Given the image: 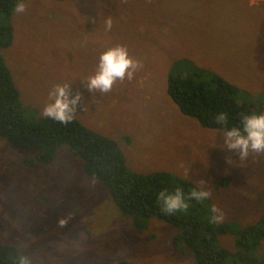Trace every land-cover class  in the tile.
<instances>
[{"label":"rangeland","instance_id":"obj_1","mask_svg":"<svg viewBox=\"0 0 264 264\" xmlns=\"http://www.w3.org/2000/svg\"><path fill=\"white\" fill-rule=\"evenodd\" d=\"M22 2L27 9L11 13L13 39L2 53L28 119L44 118L54 86L69 84L81 94L74 117L115 141L130 170L182 176L211 192L207 205L219 207L224 222L263 225L264 154L241 161L225 131L179 111L166 80L170 72L208 71L236 85L239 101L264 102V0ZM116 46L142 68L108 93L89 92L101 53ZM33 157L0 137V244L33 264H194L187 247L174 246L166 220L132 224L68 145L51 162H25ZM216 244L237 248L231 233ZM250 253L264 257V240Z\"/></svg>","mask_w":264,"mask_h":264},{"label":"trees","instance_id":"obj_2","mask_svg":"<svg viewBox=\"0 0 264 264\" xmlns=\"http://www.w3.org/2000/svg\"><path fill=\"white\" fill-rule=\"evenodd\" d=\"M18 2L21 0H0V137L14 148L32 150L34 157L25 160L30 164L51 162L58 147L68 145L82 160L84 173L107 187L117 207L131 216L132 224L143 228L152 216L166 220L174 228V246L187 247L194 264H264V257L250 253L264 240V218L262 226L210 223L209 198L189 201L187 212L165 214L157 199L161 191L174 192L179 187L187 194L199 190L197 185L166 170L145 173L130 170L115 141L75 117L62 124L48 117L35 121L25 116L20 92L2 53L12 43L10 15ZM166 92L182 114L205 128L226 132L232 127L242 128L244 115L264 114L263 101H239L236 85L208 71L198 70L188 75L170 72ZM220 113L227 114V125L216 123L215 117ZM225 233L235 236L236 250L217 246V236ZM20 256L16 246L0 244V264H18ZM113 264L132 263L122 259Z\"/></svg>","mask_w":264,"mask_h":264},{"label":"clouds","instance_id":"obj_3","mask_svg":"<svg viewBox=\"0 0 264 264\" xmlns=\"http://www.w3.org/2000/svg\"><path fill=\"white\" fill-rule=\"evenodd\" d=\"M25 3L18 2L15 6V12L22 14L26 11ZM113 21L111 17L105 21L107 30H111ZM142 63L133 59L126 47L116 46L109 48L101 53L96 73L87 80L86 87L89 92L108 93L113 85L119 80L123 81L133 79L137 70L142 68ZM81 100V94L76 92L72 94L69 84L56 85L49 93L50 103L43 108L42 115L67 124L74 119L78 103ZM219 125H227L228 116L226 113H220L215 117ZM224 143L229 150L238 153L239 159L245 160L249 153L264 154V114L244 115L242 117V128L232 127L225 132ZM189 174V169L185 170V175ZM201 185L204 181L201 180ZM211 192L201 188L193 189L190 193H185L177 187L174 192L167 190L158 194V201L161 204V211L165 214H174L177 212H187L189 201H204L210 198ZM211 215L209 222L213 224L221 223L224 219L223 211L213 205L210 209ZM64 221H61L63 224ZM18 264H31V261L25 257L18 258Z\"/></svg>","mask_w":264,"mask_h":264},{"label":"bare ground","instance_id":"obj_4","mask_svg":"<svg viewBox=\"0 0 264 264\" xmlns=\"http://www.w3.org/2000/svg\"><path fill=\"white\" fill-rule=\"evenodd\" d=\"M161 24V23H160ZM158 25V24H157Z\"/></svg>","mask_w":264,"mask_h":264},{"label":"crops","instance_id":"obj_5","mask_svg":"<svg viewBox=\"0 0 264 264\" xmlns=\"http://www.w3.org/2000/svg\"><path fill=\"white\" fill-rule=\"evenodd\" d=\"M32 263V262H31Z\"/></svg>","mask_w":264,"mask_h":264}]
</instances>
